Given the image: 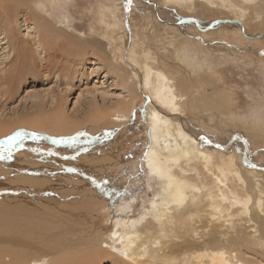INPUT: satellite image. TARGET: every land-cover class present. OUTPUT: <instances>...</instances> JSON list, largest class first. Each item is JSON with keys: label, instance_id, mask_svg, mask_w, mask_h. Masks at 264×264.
<instances>
[{"label": "rangeland", "instance_id": "rangeland-1", "mask_svg": "<svg viewBox=\"0 0 264 264\" xmlns=\"http://www.w3.org/2000/svg\"><path fill=\"white\" fill-rule=\"evenodd\" d=\"M195 1L190 9L187 6L182 9L174 4L164 7L160 0H56V6L49 11L47 20L53 25L61 26L65 16L75 31L85 35L87 43H80L82 47L85 46L83 49H71L66 43H62L57 47H50L48 52L38 49L36 41H33L37 39L33 29L35 23L34 19L29 21L27 16L31 12L36 13L34 4L23 2L22 7H17L14 5L15 1L12 3L10 0L4 4L5 9L0 10V142H5L6 138L17 132L23 133V136L10 155L5 152L8 158L0 159V199L3 198L4 201L7 194L15 188H21L18 189L17 195L22 197H25L24 189L32 193L39 191L42 195L36 196L39 198V208H44L46 212L53 210L52 213L56 217L59 205L54 200L58 201L57 196L61 191V187L56 188V185L59 186L62 181L73 177V169L71 166L67 167L71 161L74 164V159L68 158L76 155V149L100 148L107 135L104 131L96 129L102 125L105 127L118 102L124 97L128 98L123 81L117 79L109 64L116 59L121 61L120 58H127L128 61L133 45L137 46L136 50L140 52L139 56L136 52L140 62L146 61L144 57H140L141 53L144 50L149 51L159 69L173 73L174 77L181 78L184 74L183 80L187 85L193 83L199 96L204 94L212 97L215 93L221 96V105L224 107L221 114H232L233 120L229 117V120L233 121L231 125L228 120L218 117L215 127L216 122L210 123L206 120L209 114H191L192 110H189L188 106L186 109L191 123L186 125L187 128L196 132L202 147L209 148L210 152L212 149L231 150L235 156H241L245 170L251 171L254 177L255 174L261 176L264 180V5L246 7L248 10L242 19L244 28L241 29L238 22L233 21L237 18L235 15L240 18V11L230 12L232 10L217 2L213 9L217 12L211 13L205 9L202 11L196 4L199 1ZM156 3H159V7ZM106 7L120 8L124 14V24L114 27V18ZM163 23L171 24L172 28L166 30L162 26ZM146 26L148 30H145ZM135 33L136 39L132 37ZM66 38L77 42L73 35ZM182 43L188 48V62L196 60L200 63L196 69H192L188 62L181 64L177 60V49ZM95 49L101 52H96ZM175 69L180 70L182 74H176ZM204 79L211 85L205 84ZM143 98L134 108L130 118V124L136 121L140 126L142 136H139V140H135L130 146L126 145V151L123 150V153L120 148L114 163H107L105 168L98 166L100 173H96L97 181L86 180L85 187H82L86 191L80 189L81 193L86 192V195L67 193L73 198L81 197L77 198L78 204L70 206L77 211L84 210V200L92 201L88 209L97 215L98 225L103 227L99 233L103 241H108V232L104 228V224L107 226L106 219L109 223L114 221L120 211L123 219L138 218L139 213L150 216L148 209L158 190L143 162L149 150V139L145 130V105L148 103L146 98ZM97 115L101 117L100 127ZM92 117L96 122L89 121ZM202 118L205 123L198 125ZM203 126L210 127L212 131L207 133L208 137L202 135L207 132L206 129L203 130ZM62 127L68 128L66 131L69 133L58 134ZM228 134L232 137L230 142L226 143ZM213 136L215 139L211 138ZM70 137H75L76 142H57ZM114 139L111 138L108 142ZM73 178L77 176L74 174ZM44 181L46 185L37 186V183ZM90 182H93L94 186ZM122 204L128 205L127 212ZM28 205L35 207L33 202H28ZM103 216L106 219H103ZM100 246L105 247V244ZM9 249L25 252L29 260L46 256L40 246L26 251L18 246ZM258 249L260 250L244 246L241 257L251 264H264V254ZM49 258L53 259L54 256ZM9 262L13 264L10 257L5 256L3 263ZM97 264L129 262L123 263L104 255Z\"/></svg>", "mask_w": 264, "mask_h": 264}, {"label": "bare ground", "instance_id": "bare-ground-1", "mask_svg": "<svg viewBox=\"0 0 264 264\" xmlns=\"http://www.w3.org/2000/svg\"><path fill=\"white\" fill-rule=\"evenodd\" d=\"M7 1L9 0H0V10L5 9L4 4ZM10 1L12 3L15 1L14 5L17 7H22L23 2L34 4L37 11L28 14L27 19L29 21L34 19L33 29L37 39H33V41H36L38 49L48 52L50 47H57L62 43H66L71 49L85 47L80 44L81 42L87 43L85 35L75 31L68 18L63 17L64 24L61 26L53 25L49 19V21L47 20L49 11L56 6V0ZM194 1L160 0L164 7L174 4L182 9L186 6L190 9ZM198 1L201 4H196L202 11L205 9L208 12L216 13L217 11L214 12L213 9L218 4L217 2L232 10H229L230 12L238 10L239 13L240 11V18L235 15L237 18L233 21L238 22L241 29L244 28L242 19L248 10L246 7L264 5V0ZM156 5L159 7V3ZM157 6L154 8L155 12ZM106 8L112 13L115 21L114 27L124 24V14L120 8ZM157 19L160 18L157 17ZM168 24L163 23L162 26L166 30L171 29L172 25ZM145 30H148V26L145 27ZM160 31H162L161 28ZM68 35L76 37L77 42L74 43L73 39L71 41L66 38ZM132 37L136 39V33L132 34ZM120 39L123 40L122 37ZM182 44L177 49L179 55L177 60L181 64L189 61L187 59L188 48L184 43ZM136 47L132 46L130 61H127V58L126 60L120 58L119 60L124 64L121 61L118 62L117 59L109 64L117 79L123 81L128 98L124 97L118 102L113 114L110 115L107 123L105 122V127L103 125L100 127L101 117L97 115L99 117L97 123L100 128L96 130L104 131L107 135V138L103 139L104 143L100 144V148H75L76 155H69L71 157L68 159H74V164L71 161L67 168L71 166L72 175L74 177L75 174L77 178H68L69 176L65 173L68 179L62 181L59 186L55 184L56 188L61 187L60 194L57 196L58 201L54 200L59 205L57 218L53 215V210L46 212L44 208H39L40 205L37 203L39 198L36 197L42 196L39 191L32 193L30 190L24 189L25 197H22L17 195L18 189L21 188H15L7 194L4 201L3 198L0 199V264L8 263H3L5 256L10 257L13 264H97L104 255L123 263L129 262V264H251L250 261L241 257L244 246L253 250L260 248L259 252L264 254V180L260 178L261 176L255 174L254 177L251 171L245 170L241 156H235L231 150L223 148L213 151L212 149L210 152L209 148L202 147L196 132L187 128L191 123L186 109L188 106H190L189 110H192L191 114H209L210 116L206 120H209L210 123L216 122L219 117L225 121L228 120L227 122L231 125L232 114L229 113L226 116L221 114L224 110L223 104L221 105V96L219 97L216 93L212 94V97L204 94L199 96L195 85L192 82V85H187L183 80L184 74L179 78L178 76L174 77L173 73L165 71V69H159L155 64L154 56H150L149 51L144 50L145 47L142 49L144 52L140 57H144L146 61L140 62ZM98 51L96 50V52ZM139 54L140 52H138V56ZM187 64L192 69H196L200 65L196 60ZM176 71V74H182L180 70ZM205 82V84L211 85L206 80ZM142 97L146 98L148 103H146L147 106L145 105V130H147L149 139V150L146 152L143 162L148 168L150 179L157 184L158 190L148 209L150 216L139 213L138 218L123 219L120 211L116 219L110 223L103 216L107 223L106 227L104 224V228L109 235H107L108 241H103L99 234L103 227L98 225L97 215L90 208L88 209L92 201L84 200L82 204L84 210L77 211L71 209L70 206L78 204L77 198L81 197L73 198L67 193L76 192L82 196L86 195V192L81 193L80 189L85 187L86 180L97 181L98 166L102 168L107 163H114L119 156L117 153L120 148L123 153L126 151V145L130 146L132 142L139 140V136H142L140 135V126L136 121L130 124V118L138 102H142ZM229 117L232 119L231 121ZM89 121L96 122L93 117ZM204 121L202 118L198 125L202 122L205 123ZM216 125L217 122L215 127ZM203 127V130L206 129L207 132L202 135L208 137L207 133L212 131L209 129L210 127ZM121 128L123 129L121 130ZM67 129L62 127L58 134L69 133L66 131ZM231 137L232 135L228 134L226 143L230 142ZM111 138L115 139L108 142ZM211 138L215 139L214 136ZM69 174L71 176V173ZM37 182L40 181L37 180ZM22 183L24 184V182ZM40 184L46 185V181L37 183V186ZM103 189L105 188L103 187ZM51 192L53 191L51 190ZM14 196L16 197L14 198ZM15 200L19 202H12ZM28 202H33L35 207L28 205ZM127 206H123V208L126 207V209L124 208L126 212ZM56 208L54 207V209ZM102 244H105V247L100 246ZM13 246L21 247L24 251L40 246L42 247L40 250L46 256L42 259L29 260V256L25 252L9 249ZM51 255L54 256L53 259L49 258Z\"/></svg>", "mask_w": 264, "mask_h": 264}, {"label": "snow or ice", "instance_id": "snow-or-ice-1", "mask_svg": "<svg viewBox=\"0 0 264 264\" xmlns=\"http://www.w3.org/2000/svg\"><path fill=\"white\" fill-rule=\"evenodd\" d=\"M33 135L35 136L36 134L33 133ZM23 136V133L21 132H17L15 135H12L8 138H6L5 142H0V159H6L8 158L7 155H5V152H7L8 155L11 154L13 147L17 144V142L21 139V137ZM60 143H75L76 142V138L75 137H70V138H66V139H61L60 141H57ZM5 143L7 145V148H5ZM107 183V182H106Z\"/></svg>", "mask_w": 264, "mask_h": 264}]
</instances>
